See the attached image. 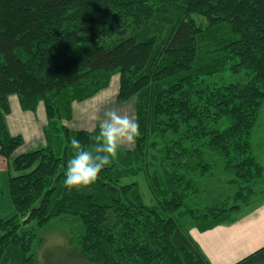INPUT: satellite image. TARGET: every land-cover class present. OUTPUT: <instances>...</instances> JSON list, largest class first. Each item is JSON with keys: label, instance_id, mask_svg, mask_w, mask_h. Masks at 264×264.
Here are the masks:
<instances>
[{"label": "trees", "instance_id": "1", "mask_svg": "<svg viewBox=\"0 0 264 264\" xmlns=\"http://www.w3.org/2000/svg\"><path fill=\"white\" fill-rule=\"evenodd\" d=\"M227 70L244 80L208 81ZM114 73L140 134L95 182L66 187L70 138L89 147L99 132L65 123L72 104ZM11 94L25 110L44 102L45 145L16 153ZM263 103L264 0H0V264H36L38 231L59 218L76 226L72 263L49 251L41 264H212L190 229L230 224L264 201L252 146ZM212 165L236 185L218 202L205 196ZM234 264H264V245Z\"/></svg>", "mask_w": 264, "mask_h": 264}, {"label": "crops", "instance_id": "2", "mask_svg": "<svg viewBox=\"0 0 264 264\" xmlns=\"http://www.w3.org/2000/svg\"><path fill=\"white\" fill-rule=\"evenodd\" d=\"M111 81L115 82V78ZM116 84L118 89V79L116 80ZM110 85L111 82L107 87L99 90L92 97L82 101H74L72 104V118L65 121V123L74 129H94L101 120L96 121L93 126H91L84 120H77V114L84 113L85 116L88 117V120L95 115L100 117L102 115L106 116L105 113L110 109L107 101H103V98L112 95L115 88V85H113L111 92ZM117 93L118 90L116 92V97ZM95 97L102 98L97 101L95 106L89 104L85 109L78 106V104L89 102V100ZM9 103L10 113L7 115L9 131L11 134L22 135L24 139V143L16 150V153L45 145L44 128L48 122V118L44 102L39 101L35 110H25L21 107L19 97L16 94H11L9 96ZM110 104L112 103L110 102ZM7 168V161L0 154V188L2 189L7 188ZM190 233L199 243L212 264H234L235 261H239L245 254H249L264 245V203L236 222L218 224L204 231H200L198 228L193 227L190 229Z\"/></svg>", "mask_w": 264, "mask_h": 264}, {"label": "rangeland", "instance_id": "3", "mask_svg": "<svg viewBox=\"0 0 264 264\" xmlns=\"http://www.w3.org/2000/svg\"><path fill=\"white\" fill-rule=\"evenodd\" d=\"M115 78V82L111 81ZM119 80V74L114 73L111 76L110 82H111V92L113 85L116 84V80ZM244 76L243 74H233L230 71H225L221 73V75H214L209 77V82L213 84H221V83H226V82H237V81H243ZM110 84V83H109ZM117 85V84H116ZM115 85L114 92L112 95H108V97L103 98V101H107V104L109 105L110 110H117L121 114H127L130 115L133 119H135V108H134V102L132 100L128 101H118L116 98V92H117V86ZM96 98V97H95ZM93 98L89 100V102H83L78 104L79 107L82 109L87 108L89 104L91 106H95L97 101L99 99H102L101 97L99 98ZM95 99V100H94ZM110 102L112 104H110ZM77 120H84L85 122L89 123L91 126L96 121H100L102 119H105L106 116H93L91 119H87L88 117L85 116L84 113H79L77 114ZM76 120V119H75ZM80 126H83L81 124H77ZM254 139L252 142V146L254 151L256 150L259 159L264 163V103L261 107L257 122L255 124L254 130ZM125 147H133V143H123ZM212 170L214 171L213 175L209 174V169H207L204 174V179L206 180L205 183V196H208V199H210L212 202H218L220 201L223 197L231 194L235 189L236 185L234 182H230L228 180V172H226L221 166L217 165H212ZM264 174V171H263ZM140 191L145 198L146 201H151V195L149 193V190L146 186L145 180L143 177L140 176ZM261 181V179H259ZM261 202L260 204H256L253 208H246L244 209L241 213H239V217L237 220H239L241 217L245 216L248 214L250 211L254 210L256 207L260 206L263 204ZM236 220V221H237ZM234 221V222H236ZM233 223V222H232ZM225 224V223H223ZM76 229V226H73L70 221H65L62 219H55L51 221L50 224H48L46 227L39 229L38 233L42 237V243L38 245L35 249L36 251V258H37V263L36 264H41L45 263V254L48 253L49 251H55L56 255L55 258L53 259L54 261H57L58 263L66 262V263H72V259H69L70 255H68L67 250H68V237L69 233L72 232L73 229ZM245 254L244 256H246ZM243 256V257H244ZM241 257L240 259H242ZM58 258H60V261H58ZM239 259V260H240ZM237 262V261H235ZM73 264H89V263H84L80 261H74Z\"/></svg>", "mask_w": 264, "mask_h": 264}, {"label": "clouds", "instance_id": "4", "mask_svg": "<svg viewBox=\"0 0 264 264\" xmlns=\"http://www.w3.org/2000/svg\"><path fill=\"white\" fill-rule=\"evenodd\" d=\"M105 115L106 118L99 122L95 143L89 147L81 146V141L75 136L70 138L74 154L63 170L66 187L75 188L95 182L101 170L117 155L118 148L125 142L135 143L139 136V121L130 115L117 110H109Z\"/></svg>", "mask_w": 264, "mask_h": 264}]
</instances>
